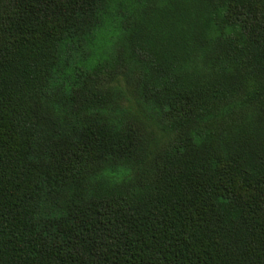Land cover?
<instances>
[{
  "label": "trees",
  "instance_id": "16d2710c",
  "mask_svg": "<svg viewBox=\"0 0 264 264\" xmlns=\"http://www.w3.org/2000/svg\"><path fill=\"white\" fill-rule=\"evenodd\" d=\"M0 264H264V0H0Z\"/></svg>",
  "mask_w": 264,
  "mask_h": 264
}]
</instances>
